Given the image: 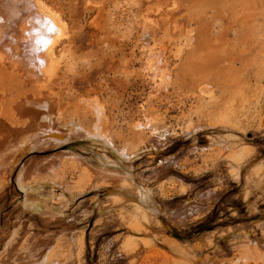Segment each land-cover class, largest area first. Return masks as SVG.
I'll list each match as a JSON object with an SVG mask.
<instances>
[{"label": "rangeland", "instance_id": "obj_1", "mask_svg": "<svg viewBox=\"0 0 264 264\" xmlns=\"http://www.w3.org/2000/svg\"><path fill=\"white\" fill-rule=\"evenodd\" d=\"M43 1L69 27L68 37L55 45L62 57L56 90L65 99V108L75 105L81 94L94 93L105 101L114 136L119 133L131 148L135 145L131 167L136 182L150 192L161 212L146 220L131 206H112L110 185L88 188L67 200L57 216L47 207L29 212L22 208L23 194L12 174L0 189V264H9L10 251L20 245L28 244L27 250L39 255L62 242L70 247V255H60L68 264H264V56L259 53L252 62L233 50L242 36L239 12H231L227 2L208 0L212 8L207 9L206 20L201 16L196 24L193 20L186 24L193 36L190 43L174 23L161 24L155 40L160 50L166 47L162 52L173 85L155 94L140 65L143 44L138 27L148 6L144 0H106L97 10L83 8L78 0ZM221 37L227 41L221 42ZM1 83L0 90L7 91L12 81ZM203 85L211 88L212 96L199 90ZM147 103L154 106L148 108L151 115L175 129L164 145L149 133L135 143L130 122ZM153 108L163 112H152ZM193 121L205 127L187 134ZM72 137L29 149L15 169L25 163L45 176L50 163H60V152L71 150L96 164L97 147L82 136ZM77 174L67 178L76 182ZM44 186L40 192L52 205V192L59 189L51 183ZM235 229L233 241L224 237ZM214 243L220 249L212 248Z\"/></svg>", "mask_w": 264, "mask_h": 264}, {"label": "bare ground", "instance_id": "obj_2", "mask_svg": "<svg viewBox=\"0 0 264 264\" xmlns=\"http://www.w3.org/2000/svg\"><path fill=\"white\" fill-rule=\"evenodd\" d=\"M105 1L78 0L83 8L94 10L102 8ZM144 1L148 5L147 12L140 19L138 27L139 38L141 39V44H143L140 65L144 71L145 79L151 85V92L156 94L168 90L173 85L169 62L165 59L166 55H163L164 51L162 52L166 47L164 46L160 50V46L156 44L155 40L156 32L160 30V26L164 22L174 23L175 27L183 30V38L186 37V42L190 43L189 41L192 40L193 36L190 34L191 30L185 29L186 24L189 25L192 20L196 24L197 20V22L200 21L201 16L204 18L208 13L207 9L212 8V3L208 0ZM220 1L222 3L227 2V5L229 4L233 10L231 12H239L242 16L239 18V30H242V36L239 46L233 47V50L244 58L249 57L252 62L259 53H262L259 57L264 56L263 1ZM204 20L206 19L204 18ZM68 28L66 20L60 13L49 7L43 0H0V80L6 78L7 82L9 80V82L15 83L6 85V87L10 85L7 91L0 90V189L10 180L13 174L17 187L22 193L19 192L23 194L21 205L24 210L36 212L47 207L52 211V214L57 216L61 213L62 207L67 200L69 202L74 200L81 193L89 190L88 188L108 187L110 185L108 195L114 200L112 206L119 208L125 204L131 206L138 210L140 212L138 213L146 220L149 214L157 217L161 212V208L155 198L149 194L150 192L148 191V193L143 189V186L136 182L132 173L131 165L136 155V151L133 150L135 145H132L131 148L128 145V140H124L119 133H117V136L120 138L121 143L120 145L116 144L115 138L117 136H114L116 135L114 134V125L109 119L110 115L105 101L94 93L76 95L78 97L75 100L76 104L70 103L69 106L72 104L73 106L67 109L65 108V99L63 100L61 94L56 90L59 87H56V84L58 85L60 80V62L62 57L56 53L55 45L60 40L68 37ZM204 32L206 31L204 30ZM205 37L207 40V36ZM211 40L215 41L217 39H212L211 37ZM220 40L222 42L224 39ZM37 41H40V43L38 44ZM44 41H48V44L45 45ZM186 45L188 44L186 43ZM199 45L201 46V44ZM216 46L219 47V45L214 47ZM180 48L179 46L175 55L180 52L178 51ZM191 49L189 48L190 51ZM256 63L258 64L257 61ZM260 64L261 62H259ZM259 67L257 66L258 69ZM6 79L3 80L6 81ZM3 80L0 83L4 82ZM203 86H200L199 90L204 94L210 93L208 94L209 97L212 96L211 88L207 87V85ZM6 87L4 88L6 89ZM14 87L17 88L16 91ZM4 102L6 103L4 104ZM149 102L150 104L154 102L153 95L149 96ZM150 104L141 105V114L130 122L131 131L133 130L134 132L132 133L136 136L134 138L135 143L139 139L142 142L145 134L146 136L150 134L157 143L164 145L168 141V136H171L175 129L169 127L159 117L153 116L155 114L151 115V110L149 112L148 108L154 106ZM146 109L149 112L148 114L145 113ZM156 111L162 110L156 108L152 112ZM197 122L194 123L193 121L194 124L189 126L190 130L187 131V134L204 129L205 126L203 127ZM73 135L82 136L90 142V145L97 147L95 152L97 157L94 156L97 158L96 164H90L86 158L71 150L60 152V163H58L59 160L57 164L50 163V166L48 165L47 167L49 173L47 172L45 176L35 173L36 168L32 169L35 171L29 170V166L25 163L22 164L18 171L16 170L17 168L15 169L16 163L29 149H39V147L41 148L51 142L55 145L73 138ZM234 150L236 151V149ZM84 159L87 160L86 163L83 162ZM239 163L237 162V164ZM77 171V179L75 178L77 181L71 182L67 178L69 177L68 174L72 176L73 172ZM49 183H51L52 188L58 187L59 189V193L54 190L52 192L53 196L49 195L50 197L52 196L51 202H54L52 205L46 204L47 200L44 197L46 195L44 192V195L40 192V188L45 187L44 185ZM163 225L166 228L168 227L165 223ZM236 233L235 229L223 236L231 240L232 238L235 239ZM14 234L13 230L9 232L10 238L7 239L6 244L10 245ZM240 243H243V241ZM27 245H20L10 251L9 264H25L24 262L28 264H68V262L61 259L63 256L60 257L62 254L70 255V250H68L70 247L66 249V245L64 246L63 242L62 245L64 247L60 244V246L54 247L55 249L53 246H48L39 255L34 250H27ZM211 246L217 250L219 243H214ZM236 250H238L237 246ZM64 259L66 258L64 257ZM15 260L19 261L15 262ZM22 260L25 261L23 262Z\"/></svg>", "mask_w": 264, "mask_h": 264}, {"label": "snow or ice", "instance_id": "obj_3", "mask_svg": "<svg viewBox=\"0 0 264 264\" xmlns=\"http://www.w3.org/2000/svg\"><path fill=\"white\" fill-rule=\"evenodd\" d=\"M53 31H54V29H52ZM37 43L39 44L40 43V41H37ZM45 45H47L48 44V41H44L43 42ZM46 50V49H45Z\"/></svg>", "mask_w": 264, "mask_h": 264}]
</instances>
